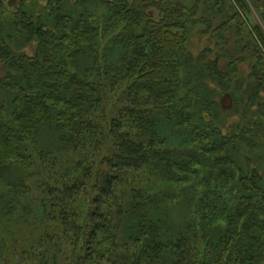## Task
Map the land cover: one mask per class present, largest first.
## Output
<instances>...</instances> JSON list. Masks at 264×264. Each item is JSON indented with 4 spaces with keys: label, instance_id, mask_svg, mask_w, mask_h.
<instances>
[{
    "label": "trees",
    "instance_id": "16d2710c",
    "mask_svg": "<svg viewBox=\"0 0 264 264\" xmlns=\"http://www.w3.org/2000/svg\"><path fill=\"white\" fill-rule=\"evenodd\" d=\"M0 264H264V0H0Z\"/></svg>",
    "mask_w": 264,
    "mask_h": 264
},
{
    "label": "rangeland",
    "instance_id": "374dc122",
    "mask_svg": "<svg viewBox=\"0 0 264 264\" xmlns=\"http://www.w3.org/2000/svg\"><path fill=\"white\" fill-rule=\"evenodd\" d=\"M205 28L206 27H203V29H205ZM203 32L204 31H201V33L198 34L191 42L192 50L194 51V53L196 55H197V53H199L200 51L204 50L207 47H210L213 50H216V46H217V42H218L217 34L215 32L214 33L208 32V33L204 34ZM107 54H108V56H111L113 61L115 62V61H117L119 51L117 49L109 48L107 50ZM214 54H215V51H213V56H214ZM227 61H228V59L223 60V62L225 64L227 63ZM241 68L243 71L248 73L251 69L250 63H248V62L243 63ZM227 104H229V101H227ZM160 128H161V132H164L165 134L167 132H169V129H167L166 125L164 126V124H162V123H161ZM155 211H157L158 214L161 213V210H155ZM159 211H160V213H159Z\"/></svg>",
    "mask_w": 264,
    "mask_h": 264
}]
</instances>
